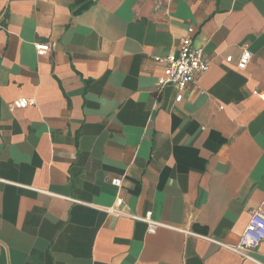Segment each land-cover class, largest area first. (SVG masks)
Listing matches in <instances>:
<instances>
[{
  "label": "crops",
  "instance_id": "1",
  "mask_svg": "<svg viewBox=\"0 0 264 264\" xmlns=\"http://www.w3.org/2000/svg\"><path fill=\"white\" fill-rule=\"evenodd\" d=\"M188 28L210 70L159 92ZM254 92L264 0H0V264H254L228 248L264 201ZM115 178L167 227L107 214Z\"/></svg>",
  "mask_w": 264,
  "mask_h": 264
},
{
  "label": "built area",
  "instance_id": "2",
  "mask_svg": "<svg viewBox=\"0 0 264 264\" xmlns=\"http://www.w3.org/2000/svg\"><path fill=\"white\" fill-rule=\"evenodd\" d=\"M194 34V28H188L187 35L180 41L178 54L154 58L155 62L164 65L163 73L157 80L159 92L169 86L184 91L190 85L195 84L200 75H203L210 70V62L206 58L203 48L194 44ZM35 48L39 56H45L51 52L52 46L50 44H36ZM251 59L252 53L248 48H245L240 59L236 63L237 68L241 71L246 70ZM226 61L227 63H232L233 58L229 56ZM254 95L264 102V92H254ZM178 100H181V96L178 97ZM16 104L17 107L21 109L33 105V103L27 99H20ZM111 183L117 188L118 193L114 204L108 208H103L107 214L115 217H132L135 220L143 221L147 224L148 232L150 234H155L158 228L166 226L165 224L153 221L150 218V213L145 218H138L125 212L121 208L123 205V199L120 195L123 178H115L111 180ZM184 232L191 235L189 231ZM212 241L214 242V240ZM262 242H264V201L259 208L251 212L250 221L242 234L239 244L232 247L228 246V248L241 255L245 260L254 264H260L255 255ZM215 243L224 246L218 242Z\"/></svg>",
  "mask_w": 264,
  "mask_h": 264
}]
</instances>
